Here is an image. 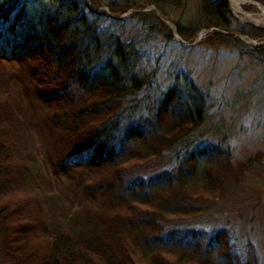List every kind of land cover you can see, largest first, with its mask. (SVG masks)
<instances>
[{"label": "trees", "instance_id": "1", "mask_svg": "<svg viewBox=\"0 0 264 264\" xmlns=\"http://www.w3.org/2000/svg\"><path fill=\"white\" fill-rule=\"evenodd\" d=\"M152 1L174 6L182 2ZM198 8L206 28L237 30L252 40L264 39V29L249 25L253 33L243 32L245 26L241 25L234 29L235 20L224 0H198ZM90 13L82 0H0V46H19L22 58L35 62L34 75L41 85L51 88L53 95L75 101L68 110H57L46 119L59 124L70 158L101 169L103 177L109 179V189L138 199H131L124 209L135 207L141 212L125 218L137 222L135 232L144 238L130 244L144 263L167 264L162 257L176 255L173 264H212L209 252L216 247L226 264H238L226 248L223 229L214 232L206 244L191 245L193 255L200 254L201 259L196 260L193 255L184 256L189 255L183 253L185 250L178 251L189 244L188 240L178 239L172 232L159 233L158 221L164 219V209H175L176 217L199 210L224 192L223 176L230 178L225 141L218 138L215 142L214 132L205 126L207 94L193 84L173 83L156 98L149 100L147 96L143 106V95L153 87L154 78L143 69L141 47L122 38L119 31L102 27L103 13L92 12V19L87 17ZM110 22L111 26L121 25L117 20ZM232 41L240 54L264 63V45L249 47L237 38ZM3 55L0 53V60L4 61ZM18 56L16 52L14 59ZM7 138L0 129L1 264H138L119 239L93 233L105 241L104 254L80 240L50 232L33 210L36 202L20 195L22 181L15 172L14 148ZM258 160L257 155L247 159L244 169L254 168ZM201 161L204 163L198 167ZM194 174L198 179L203 177L199 187L206 193L191 191L186 214L171 198L153 197L158 183L175 182L184 188ZM165 193L170 191L157 196ZM140 242L151 250L142 248Z\"/></svg>", "mask_w": 264, "mask_h": 264}, {"label": "rangeland", "instance_id": "2", "mask_svg": "<svg viewBox=\"0 0 264 264\" xmlns=\"http://www.w3.org/2000/svg\"><path fill=\"white\" fill-rule=\"evenodd\" d=\"M82 1L91 13L105 15L102 27L114 33L119 31L122 38L141 47L143 69L153 73L154 78L153 87L143 95L142 105L147 96L152 100L173 83L193 84L209 98L205 126L214 132L215 142L218 138L224 140L228 148L230 178L223 176L224 192L199 210L186 214V202L191 191L201 194L199 181L203 177L198 179L194 174L187 178L184 188V184L175 182L158 183L153 197L171 198L186 214L176 217L175 209H164L166 215L158 221L159 233L172 232L178 239L188 240L189 244L178 250H185L187 257L193 255L191 245H204L214 232L223 229L226 248L238 264H264V63L240 54L232 45L236 38L249 47L254 46L252 43L264 45V39L252 40L237 30L206 28L198 0H182L176 6L157 5L152 0ZM249 1L264 10V0L262 4ZM91 13L87 14L90 19ZM230 15L235 20L232 27L245 26L243 32L253 33L247 22L264 26L260 11L250 4L243 6L241 12L232 9ZM111 20L121 25L111 26ZM16 52L18 59H14ZM0 53L7 58L0 60V129L14 148L15 172L22 181L20 195L36 202L33 210L37 218L53 234L80 240L104 254L105 241L92 234L119 239L138 264H146L140 252L130 246L133 239L134 243L136 238L144 239L135 232L137 222L125 218L141 213L135 207L124 209L134 198L109 189V179L103 177L101 169L86 167L77 158H70L59 124L46 119L57 110H68L75 101L53 95L51 88L41 85L34 75L35 62L22 58L19 46H0ZM256 155L259 160L254 168L244 169L243 163ZM203 163L199 162L198 167ZM164 191L170 193L157 196ZM205 193L203 190V196ZM140 246L151 250L142 242ZM210 252L212 264H226L216 247ZM198 255L194 253L195 260L201 259ZM165 256L162 258L167 264L178 259L176 255Z\"/></svg>", "mask_w": 264, "mask_h": 264}, {"label": "bare ground", "instance_id": "3", "mask_svg": "<svg viewBox=\"0 0 264 264\" xmlns=\"http://www.w3.org/2000/svg\"><path fill=\"white\" fill-rule=\"evenodd\" d=\"M229 3L233 9L234 12H241V8L245 5H253L255 7L258 8V10L260 11V15L262 17V19H264V10L261 6H259L258 4L249 1V0H229ZM245 17L251 19V17H249L248 15L244 14ZM252 20V19H251Z\"/></svg>", "mask_w": 264, "mask_h": 264}, {"label": "water", "instance_id": "4", "mask_svg": "<svg viewBox=\"0 0 264 264\" xmlns=\"http://www.w3.org/2000/svg\"><path fill=\"white\" fill-rule=\"evenodd\" d=\"M226 3H227V6H228V11L231 13L232 12V9H231V6H230V3H229V0H224ZM166 24H168V23H166ZM247 24L248 25H250V26H252V27H254V28H264V26H256V25H254L253 23H251V22H247ZM170 28H171V26H170ZM248 40V42H253V41H251V40H249V39H247ZM254 46H257V45H259V44H257V43H252Z\"/></svg>", "mask_w": 264, "mask_h": 264}]
</instances>
